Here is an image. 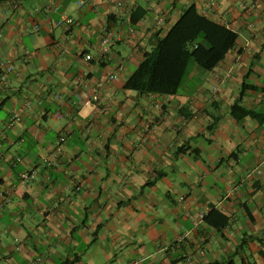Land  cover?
<instances>
[{
    "label": "crops",
    "instance_id": "1",
    "mask_svg": "<svg viewBox=\"0 0 264 264\" xmlns=\"http://www.w3.org/2000/svg\"><path fill=\"white\" fill-rule=\"evenodd\" d=\"M191 4L233 48L190 92L126 90ZM1 61L0 264H264V123L229 114L242 83L264 113V0L4 2Z\"/></svg>",
    "mask_w": 264,
    "mask_h": 264
},
{
    "label": "trees",
    "instance_id": "2",
    "mask_svg": "<svg viewBox=\"0 0 264 264\" xmlns=\"http://www.w3.org/2000/svg\"><path fill=\"white\" fill-rule=\"evenodd\" d=\"M18 1L28 0H0V4ZM236 40L234 31L199 14L191 4L166 34L156 39L153 47L143 54L140 63L126 79L124 88L141 93L174 95L188 75L189 63L196 66L197 80L201 79L218 65ZM254 89L242 83L241 90L229 106V114L236 121L250 118L264 123L263 112L247 109L241 104L243 93ZM214 213L215 210L210 209L204 218L208 219Z\"/></svg>",
    "mask_w": 264,
    "mask_h": 264
},
{
    "label": "built area",
    "instance_id": "3",
    "mask_svg": "<svg viewBox=\"0 0 264 264\" xmlns=\"http://www.w3.org/2000/svg\"><path fill=\"white\" fill-rule=\"evenodd\" d=\"M119 4V2H118ZM117 4V5H118ZM56 25L57 26H63V27H70L71 25H73V19H71L70 17L68 16H65V15H62L59 20L56 22ZM111 42V35L109 34H105L101 40V46L102 47H106L110 44ZM84 59L85 60H90L91 59V56L90 55H85L84 56ZM13 71V67L7 63V62H3L1 61L0 62V87L4 84H6V75L12 73ZM114 76L113 75H109V79H113ZM12 121H18L19 120V116L17 113H14L12 115ZM18 161V160H17ZM34 178V173L33 172H22L20 174V180L22 183H25V182H29L31 181L32 179ZM204 217L203 214H200L199 215V218L202 219Z\"/></svg>",
    "mask_w": 264,
    "mask_h": 264
},
{
    "label": "rangeland",
    "instance_id": "4",
    "mask_svg": "<svg viewBox=\"0 0 264 264\" xmlns=\"http://www.w3.org/2000/svg\"><path fill=\"white\" fill-rule=\"evenodd\" d=\"M191 70V68L188 67V72ZM197 70V68H196ZM198 80L197 77H193L192 79H190L189 74L187 75V77H185V79L183 80V84L182 87L179 89V92H190L191 89H193L194 86L197 85Z\"/></svg>",
    "mask_w": 264,
    "mask_h": 264
}]
</instances>
